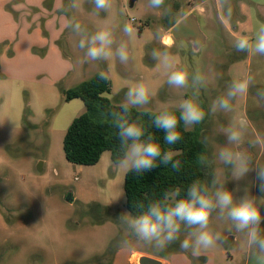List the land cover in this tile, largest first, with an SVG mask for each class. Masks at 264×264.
<instances>
[{
  "label": "rangeland",
  "instance_id": "374dc122",
  "mask_svg": "<svg viewBox=\"0 0 264 264\" xmlns=\"http://www.w3.org/2000/svg\"><path fill=\"white\" fill-rule=\"evenodd\" d=\"M18 1L12 0L10 6L18 5ZM131 1L112 0L110 12L99 15L91 0H81L79 10L67 15L55 6L14 13V48L15 43L22 42L25 32H48L72 18L89 33L106 25L115 26L116 38L128 43L131 59L126 65L116 59L85 61L78 47L80 36L65 28L56 48L61 52L45 48L38 59L21 44L15 49L18 65L5 62L4 71L0 68V264H130L134 252L133 255L145 254L169 264H249L242 237L230 232V222L218 220L215 214L210 228L220 231L227 242L198 258L181 249L180 241L164 250L142 245L120 249L117 241L126 233L119 217L128 211L126 173L113 171L109 151L92 166L73 164L65 157L66 132L86 108L79 99L66 102L64 92L101 71L109 74L113 84L112 92L105 96L116 105L122 102L128 88L140 81L155 92L146 106L149 111L174 107L192 98L191 89L171 88L150 57L153 48H167L178 58L180 67L190 73L199 69L206 76L207 86L201 89L198 99L207 113L211 102L224 94L232 79L249 74L255 77V86L233 101L231 113H209L192 130L199 128L200 140L207 137L209 141L204 145V155L212 162L205 169L206 183L211 184L215 173L228 190H234L239 183L241 189L246 187L250 194L258 195L254 172L242 181H234L230 166L221 164L214 154L226 143L221 128L244 121L247 133L241 149L251 155L253 165L264 164V144L254 143L258 136L264 139V106L255 96L256 89L264 87V56L237 52L233 47L236 38H253L255 28L264 23V0H231L230 16L225 14L220 0H166L171 20L199 15L208 36L199 53L174 40L172 29L165 26L168 16L162 10L148 8V0H136L131 7ZM67 3L64 0L62 6ZM26 22L30 23L28 30ZM126 23L134 29L131 39L122 32ZM7 47V42L0 44L1 64L8 55ZM47 53L50 61L45 64L41 58H46ZM62 55L64 61L60 59ZM236 63L239 64L234 67ZM242 194L234 192L237 198ZM70 197L72 202L67 201ZM185 235L182 230L181 239Z\"/></svg>",
  "mask_w": 264,
  "mask_h": 264
},
{
  "label": "clouds",
  "instance_id": "9594fccd",
  "mask_svg": "<svg viewBox=\"0 0 264 264\" xmlns=\"http://www.w3.org/2000/svg\"><path fill=\"white\" fill-rule=\"evenodd\" d=\"M91 3L96 15L108 13L112 8V0H91ZM220 4L225 14L230 16L231 0H220ZM80 7L81 0H68L61 11L67 15ZM147 7L162 10L165 16L172 14L166 0H148ZM66 28L80 36L78 47L83 50L85 61L108 62L116 59L126 65L131 59L128 43L116 38L115 26L106 25L89 33L79 21L70 18ZM122 32L131 39L134 29L126 23ZM156 34H159V30ZM233 47L237 52L264 56V23L255 28L253 38L246 35L236 38ZM150 57L156 62L157 70L166 76L171 88L191 89L192 98L184 99L174 107L164 106L150 112L146 106L151 103L155 92L149 84L140 81L128 88L118 108L102 111L100 118L116 129L118 139V154L110 162L113 171L142 175L160 166L170 167L174 172L182 170L178 153L165 150L154 134L147 132L141 123L133 119V109L144 110V114L149 115L151 125L163 132L164 144L171 146L183 138L181 125L184 131H190L201 124L209 113H231L233 101L247 95L256 83L255 77L250 74L232 79L224 94L211 102L209 113H206L198 99L201 89L207 86L206 76L199 69L190 73L187 68L180 67L178 58L167 48H153ZM99 77L107 80L109 74L101 71ZM255 96L258 104L264 106V87L257 88ZM220 131L226 143L218 148L215 159L230 166L234 181H242L250 172H254L258 195L250 194L246 187L241 189L239 183L234 190H228L215 173L210 185L200 180L193 181L184 195H181V188H170L164 191L160 199L147 205L142 201L133 204L137 214L130 211L121 213L119 220L126 235L117 241L120 249L132 250L136 245H142L164 250L180 241L181 249L190 251L193 257L198 258L227 242L220 231L210 228L215 214L218 220L230 222V232L242 237L249 264H264V164L253 165L251 155L241 149L247 133L244 121L231 122ZM208 142L207 137L201 141L203 145ZM254 143L264 144V139L258 136ZM211 163L206 155L198 157V164L204 169ZM241 191L243 194L239 198L234 196V192ZM182 230L186 233L183 239Z\"/></svg>",
  "mask_w": 264,
  "mask_h": 264
},
{
  "label": "trees",
  "instance_id": "16d2710c",
  "mask_svg": "<svg viewBox=\"0 0 264 264\" xmlns=\"http://www.w3.org/2000/svg\"><path fill=\"white\" fill-rule=\"evenodd\" d=\"M176 22L168 16L165 26L171 29ZM112 86L110 79L102 80L97 74L64 92L66 102L79 99L86 108L84 113L73 120L64 137L63 149L70 163L92 166L99 163L105 152L111 153V159L118 154L116 129L108 121L102 120L99 115L102 111L118 108V105L105 96L112 92ZM205 112L207 113L206 108ZM132 116L146 128L147 132L155 135L165 150L178 153L177 158L182 161V170L174 172L170 167L160 166L142 175L126 173L124 191L128 211L137 214V209L132 207L133 204L142 201L147 205L153 200L160 199L164 191L170 188L179 187L182 189L181 195H184L193 181L207 182L205 169L198 164V157L205 154L199 128L184 131L181 125L182 140L169 146L164 144L163 132L151 125L149 115L144 114V111L133 109Z\"/></svg>",
  "mask_w": 264,
  "mask_h": 264
},
{
  "label": "crops",
  "instance_id": "0c3cea01",
  "mask_svg": "<svg viewBox=\"0 0 264 264\" xmlns=\"http://www.w3.org/2000/svg\"><path fill=\"white\" fill-rule=\"evenodd\" d=\"M12 0H4L2 3V6L0 7V44H3L4 42L8 43V55L4 57V61H2V64L0 63L1 70L4 71L5 68V62L11 65H18V60L16 56L15 49L18 48L19 45H23L32 52L34 57L39 59V56H37L42 49L52 48V52H61L57 49V44L61 42V39L63 38L64 33L66 32V22L63 23V25H55L51 27L48 32H46L43 29H37L34 32H25L22 34V42L21 43H15V48L12 45V42L16 41V34H15V17L14 13H16L18 10H38L45 7L54 8L57 7V9L60 11L61 6L64 2V0H19L18 5L16 6H10ZM219 1V0H218ZM27 26V30L30 27V23H25ZM29 26V27H28ZM50 26V25H49ZM44 31L46 33H44ZM249 30L245 31V33H248ZM242 33V31H241ZM57 48V49H56ZM41 58V57H40ZM50 56H48V53L46 55V58L42 57L41 60L43 63L48 64L50 61ZM63 55L60 57L61 61L65 60L63 59ZM239 63H236L234 65L237 66ZM135 254V252L133 253ZM130 256V264H134L133 257L134 255ZM133 256V257H132ZM167 262V261H166ZM169 263V262H168Z\"/></svg>",
  "mask_w": 264,
  "mask_h": 264
},
{
  "label": "water",
  "instance_id": "95a60500",
  "mask_svg": "<svg viewBox=\"0 0 264 264\" xmlns=\"http://www.w3.org/2000/svg\"><path fill=\"white\" fill-rule=\"evenodd\" d=\"M135 1L136 0H132L130 2L131 7L134 6ZM191 25H193V41L195 44V46L193 47V52L199 53L206 46L208 42V36L202 30L200 24L197 23L196 14H190L186 16L184 19H182L176 25V27L171 31V35L173 37L175 35L174 34L175 31H179V30L185 33V30H187L188 27H190ZM183 39L188 40V38H183ZM67 201L72 202V198L71 197L68 198ZM133 260H134V264H169L165 260H161V259L149 256V255H145V254L134 255Z\"/></svg>",
  "mask_w": 264,
  "mask_h": 264
},
{
  "label": "flooded vegetation",
  "instance_id": "af4514ba",
  "mask_svg": "<svg viewBox=\"0 0 264 264\" xmlns=\"http://www.w3.org/2000/svg\"><path fill=\"white\" fill-rule=\"evenodd\" d=\"M183 18H181V19H178V20H176L177 22H176V24L173 26V27H171V29L173 30L175 27H176V25L182 20ZM196 21H197V23H199L200 24V26H201V23H200V20H199V15H196ZM202 28V27H201ZM175 35L173 36L174 37V40L176 41V42H184V43H186L188 46H190V48H191V50H193V47L195 46V44H194V41H193V25H191L190 27H188V29L187 30H185V33L182 31H175V33H174ZM183 38H188V40L187 39H183Z\"/></svg>",
  "mask_w": 264,
  "mask_h": 264
}]
</instances>
